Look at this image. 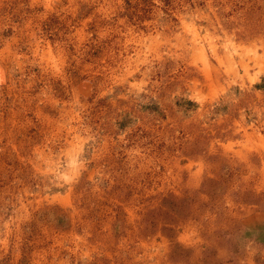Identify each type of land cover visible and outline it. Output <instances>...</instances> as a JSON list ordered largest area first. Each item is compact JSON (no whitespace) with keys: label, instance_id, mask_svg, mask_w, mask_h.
Masks as SVG:
<instances>
[{"label":"rangeland","instance_id":"obj_1","mask_svg":"<svg viewBox=\"0 0 264 264\" xmlns=\"http://www.w3.org/2000/svg\"><path fill=\"white\" fill-rule=\"evenodd\" d=\"M0 264H264V0H0Z\"/></svg>","mask_w":264,"mask_h":264}]
</instances>
